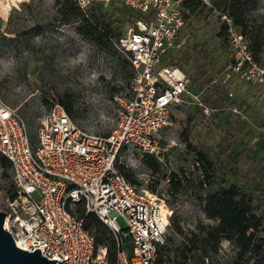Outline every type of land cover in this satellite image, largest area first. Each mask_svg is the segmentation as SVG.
Listing matches in <instances>:
<instances>
[{"label":"rangeland","instance_id":"rangeland-1","mask_svg":"<svg viewBox=\"0 0 264 264\" xmlns=\"http://www.w3.org/2000/svg\"><path fill=\"white\" fill-rule=\"evenodd\" d=\"M208 1L188 14L181 44L165 61L184 70L212 112L194 105L173 108L170 126L158 133L156 169L147 165L148 154L121 152L116 160L120 173L128 174L137 188L156 192L172 211L163 264H250L237 257L227 239L208 242L207 253L196 248L202 227L215 223L200 199L218 186L234 183L251 195L264 234V73L257 69H264V0H255L246 35L235 25L255 63L250 71L243 65L245 76L231 69L221 11L216 0ZM92 5L121 33L140 15L121 4ZM57 8L55 0H0V33L5 36L0 40V99L20 113L34 139L54 104L65 111L70 105L66 113L75 123L105 134L115 124V96L129 93L123 79L129 70L83 39L75 24L61 23ZM206 172L213 183L200 186ZM2 191L11 193V180L9 166L3 168L0 161ZM117 222L125 227L121 217Z\"/></svg>","mask_w":264,"mask_h":264},{"label":"built area","instance_id":"built-area-1","mask_svg":"<svg viewBox=\"0 0 264 264\" xmlns=\"http://www.w3.org/2000/svg\"><path fill=\"white\" fill-rule=\"evenodd\" d=\"M184 1L76 0L82 9L94 2L121 4L140 14L115 39L133 74L129 93L115 96L117 115L107 133L78 125L54 104L32 140L20 113L0 99V155L9 161L11 180V193L0 192V210L6 213L3 228L16 246L27 251L37 247L46 258H56L54 264H109L106 247L95 244L75 211L81 204L110 229L113 264H155L172 211L156 192L137 188L120 173L116 160L121 152L159 157L158 133L170 126L173 108L194 105L212 112L184 70L165 61L181 44L188 19ZM220 17L231 44V69L245 76L243 65L250 71L255 63L232 18L226 13Z\"/></svg>","mask_w":264,"mask_h":264},{"label":"trees","instance_id":"trees-1","mask_svg":"<svg viewBox=\"0 0 264 264\" xmlns=\"http://www.w3.org/2000/svg\"><path fill=\"white\" fill-rule=\"evenodd\" d=\"M55 2L58 5L57 10L61 23L75 24L76 32L83 39L107 56L113 57L117 67L128 68L129 73L123 76V79L128 80L129 84L133 69L127 55L117 50L115 39L121 32L112 24V21L105 18L104 14L98 8L93 7L92 4L82 9L76 4V0H55ZM254 3L255 0H216L214 2L218 5L221 13L230 16L233 23L239 26L245 35L247 34L248 20ZM201 4H204L202 0H185L186 16L188 17V14L194 12ZM224 31L225 26L223 24L221 32ZM251 36L249 35L248 39ZM3 38L5 36L0 33V40ZM250 44L253 45V39ZM113 93L114 90L111 92V96ZM65 109L68 113H71L70 105H65ZM0 156L1 166L3 168L6 165L9 166L7 158L3 155ZM147 156L151 159V161H148V158L144 159L147 165L156 169L157 161L154 156ZM201 157H204V155H201ZM124 175L128 179V174ZM204 183L207 185L213 183L208 172L203 175L198 184L201 186ZM200 201L205 214L214 219L215 223L202 227L204 234L197 240L199 246L196 248H200L202 252L207 253L208 242L227 239L235 246V254L238 258L246 259V262L250 264H264V234L260 228L261 217L254 210L251 195L242 191L238 185L231 183L228 186H218L208 190ZM75 211L83 216L84 225L94 236L95 244L106 246L108 260L110 264H113L115 239L110 229L94 212H85L81 204L76 205ZM167 239L168 235L166 234L165 242L158 248L155 264L164 263Z\"/></svg>","mask_w":264,"mask_h":264},{"label":"water","instance_id":"water-1","mask_svg":"<svg viewBox=\"0 0 264 264\" xmlns=\"http://www.w3.org/2000/svg\"><path fill=\"white\" fill-rule=\"evenodd\" d=\"M6 213L0 210V264H54L56 258H46L40 249L27 251L16 246L11 234L3 228Z\"/></svg>","mask_w":264,"mask_h":264},{"label":"snow or ice","instance_id":"snow-or-ice-1","mask_svg":"<svg viewBox=\"0 0 264 264\" xmlns=\"http://www.w3.org/2000/svg\"><path fill=\"white\" fill-rule=\"evenodd\" d=\"M130 164L135 167L137 165V162L136 161H130Z\"/></svg>","mask_w":264,"mask_h":264}]
</instances>
